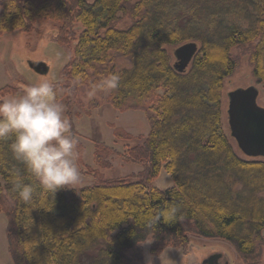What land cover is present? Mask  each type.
Wrapping results in <instances>:
<instances>
[{
  "label": "trees",
  "instance_id": "obj_1",
  "mask_svg": "<svg viewBox=\"0 0 264 264\" xmlns=\"http://www.w3.org/2000/svg\"><path fill=\"white\" fill-rule=\"evenodd\" d=\"M45 21L58 25L56 42L73 46L62 69L71 83L53 84L58 100L72 101L82 86L115 73L119 87L107 99L118 110L142 109L149 130L122 153L140 171L98 174L54 199L14 158L13 138L0 140V212L13 264H132L142 261L138 246L146 239L185 248L190 235L222 239L242 264H259L264 160L236 153L222 127L221 96L237 66L233 48L246 52L264 87V0H0V34L31 33ZM190 41L198 51L180 71L165 46ZM113 53L130 66L115 68ZM24 89L4 85L0 99ZM162 169L173 184L157 188ZM13 178L33 186L32 201L18 197ZM172 204L181 219L155 222Z\"/></svg>",
  "mask_w": 264,
  "mask_h": 264
},
{
  "label": "rangeland",
  "instance_id": "obj_2",
  "mask_svg": "<svg viewBox=\"0 0 264 264\" xmlns=\"http://www.w3.org/2000/svg\"><path fill=\"white\" fill-rule=\"evenodd\" d=\"M125 19L127 20L123 22H129L128 18ZM35 27L31 33L13 31L0 34V88L4 85L27 88L45 80L51 84L71 83L62 74V69L73 58V46L62 45L54 40L58 27L54 22H40ZM196 43L199 47V42ZM178 46H165L171 57V64L176 62L174 50ZM232 53L236 56L237 66L223 82L221 122L236 153L242 158L251 159L240 151L230 135L227 115L228 93L236 88L254 86L258 90L257 104L264 107V87L253 76L246 52L242 48H233ZM111 55L115 68L130 66L128 58L120 54ZM31 61L45 62L49 67L48 72L46 74L34 72L29 67ZM89 88L82 86L79 95L72 101L67 103L61 101L64 107L63 118L74 123L73 135L78 141L76 163L80 180L75 189L90 184L98 174L114 178L140 171L141 164L126 160L122 153L125 144L141 142L149 130V121L142 109H115L107 99L108 93L98 92L95 97L88 98L86 93ZM9 96L7 94L2 99ZM106 146L112 150L106 151ZM96 155H99L98 160ZM252 158L264 160L261 156ZM172 184L170 175L164 169L153 181L157 188H166ZM138 247L142 252V261L132 264H204V259L213 253L220 254L218 264H242L232 245L218 238L190 235L189 244L185 248L164 244L155 246L150 239H146ZM0 264H13L7 246V221L2 212H0ZM259 264H264V246Z\"/></svg>",
  "mask_w": 264,
  "mask_h": 264
},
{
  "label": "clouds",
  "instance_id": "obj_3",
  "mask_svg": "<svg viewBox=\"0 0 264 264\" xmlns=\"http://www.w3.org/2000/svg\"><path fill=\"white\" fill-rule=\"evenodd\" d=\"M75 81L79 83L80 76ZM119 81V75L110 73L92 84L86 95L92 98L98 92H111L119 87ZM63 112L57 91L47 80L0 99V140L13 138L10 148L14 158L26 166L42 191L51 193L53 199L60 190L75 189L80 180L76 163L78 141ZM13 183L22 201H32V185L16 178ZM178 211L176 205H169L154 218L155 222L171 224L180 220Z\"/></svg>",
  "mask_w": 264,
  "mask_h": 264
},
{
  "label": "water",
  "instance_id": "obj_4",
  "mask_svg": "<svg viewBox=\"0 0 264 264\" xmlns=\"http://www.w3.org/2000/svg\"><path fill=\"white\" fill-rule=\"evenodd\" d=\"M198 50L194 41L185 42L174 50L178 70L185 69ZM29 67L36 73L46 74L48 65L31 61ZM258 90L254 86L236 88L228 93V126L240 151L249 157H264V107L257 104ZM219 253L204 259V264H218Z\"/></svg>",
  "mask_w": 264,
  "mask_h": 264
}]
</instances>
